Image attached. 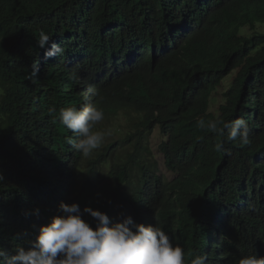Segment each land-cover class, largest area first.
<instances>
[{
  "label": "trees",
  "instance_id": "1",
  "mask_svg": "<svg viewBox=\"0 0 264 264\" xmlns=\"http://www.w3.org/2000/svg\"><path fill=\"white\" fill-rule=\"evenodd\" d=\"M157 1L0 0V247L11 251L23 246L40 225L50 221L61 199L75 200L81 213L86 205L138 210L145 188L162 181L149 144L154 123L164 128L161 132L166 139L159 145L164 164L171 171L173 168L186 174L173 185L175 198L159 202L157 223L173 238L184 239L198 229L204 231L206 219L195 211L197 203L205 204L212 198L214 204H224V199L248 193L235 180L215 186L204 181L201 184L192 176L214 171L226 154L224 149L215 150L222 137L202 131L197 121L217 119L207 112L209 96L236 67L239 71L223 93L218 118L244 119L250 127V142L224 144L233 159L264 149L263 143L251 138L257 122L264 117V0H206L193 16L192 29L178 34L172 53L162 54L152 69L134 70L119 81L102 80L90 97L105 114L97 128L110 130L108 122L120 116L118 111L123 109H130L125 115L128 124L134 125L126 136L117 140L107 137L103 148L89 157L73 149L67 133L60 135L66 129L58 118L51 120L31 109L33 86L40 90L45 112L53 106L58 114L61 107L74 103L70 97L50 101L42 88L53 81L48 71L54 65L50 68L43 63L36 77L31 76L30 51L25 52L29 47L38 48L40 30L53 33L62 18L83 16L80 12L90 9L105 15L102 19L148 28L168 19V8L158 6ZM54 18L56 24L51 22ZM256 112H260L258 118ZM228 145L242 147L245 154ZM193 149L196 154H183ZM27 185L41 187L51 196L32 201L38 205L39 215L31 205L24 210L17 206V196L30 194L28 188L23 191ZM227 202L233 203V199ZM230 205L225 219L234 237L247 232L264 243V210L253 204L248 209ZM124 218L119 215L117 221Z\"/></svg>",
  "mask_w": 264,
  "mask_h": 264
},
{
  "label": "clouds",
  "instance_id": "2",
  "mask_svg": "<svg viewBox=\"0 0 264 264\" xmlns=\"http://www.w3.org/2000/svg\"><path fill=\"white\" fill-rule=\"evenodd\" d=\"M203 2L206 0H158V6L168 8V19L158 20L148 28L128 27L116 23L114 18L102 19L105 15L90 9L80 12L83 16L62 18L53 33L40 30L36 39L38 48L29 47L25 52L27 54L30 51L31 76L36 77L43 63L50 68L54 65V69L48 71L50 76H54L53 81L43 84L42 88L47 90L50 101L70 97L74 103L61 107L58 114L53 106L45 112L40 90L33 86L32 111H40L51 120L58 118L67 130L60 135L67 133L68 143L83 157H89L94 150L103 148L107 137L117 140L128 135L134 125H129L126 118L130 109L119 110L120 116L107 121L110 130L99 129L97 125L104 120L105 114L102 108L91 103L90 97L95 94L96 87L102 80L119 81L134 70H150L162 54L172 53L176 36L192 29L193 16L200 10ZM57 21L54 18L51 22L56 24ZM157 25L161 28L155 29L154 26ZM72 35L75 36L74 39ZM116 45L119 46L115 47ZM234 70L236 74L224 88L217 112L210 111V105L215 99L214 92L222 83L209 96L207 112L210 117L217 119L206 121L201 118L197 121V127L202 131L222 137L215 144V150L220 152L224 149L226 154L222 155L217 169L209 173L194 174L192 177L199 179L201 184L204 181L215 186H219L222 181L235 180L248 193H238L236 197L228 198L233 199V203L224 199V204H214L212 198L205 204L197 203L195 211L199 217L206 219L203 232L198 229L188 238L175 239L157 223L159 202L175 198L173 185L178 182L180 175L186 174L173 168L171 171L164 164L159 151L160 143L166 139L161 132L164 128L154 123L149 144L162 181L145 188L146 195L141 198L138 210H109L102 206L93 208L86 205L81 213L75 200L61 199L55 205L50 221L40 225L37 233L23 246L11 251L0 247V264H264L263 241L247 232H242L235 238L225 219L229 214L230 204L244 205L246 209L253 204L264 210V149L252 152L247 157L231 158L224 142L238 141L240 145H247L250 142V127L241 118L231 121L218 118L219 107L224 103L223 93L236 77L239 67L226 75L228 77ZM257 85L259 88L263 86ZM256 116L258 118L260 112H256ZM155 130H158L157 151L160 159L151 144ZM53 134L54 131L51 132ZM251 138L264 146V117L261 122H257ZM198 141L195 140V143ZM184 144L187 146L190 143ZM232 148L240 155L245 154L242 147ZM187 153L191 156L197 151L193 149L191 152H183L184 155ZM23 187V191L26 192L28 188L30 194L17 196V206L24 210L31 205L37 208L35 214L39 215L38 205L32 201H44L51 196L48 191L35 185ZM207 188L215 192L212 187ZM119 215L126 218L117 221Z\"/></svg>",
  "mask_w": 264,
  "mask_h": 264
},
{
  "label": "rangeland",
  "instance_id": "3",
  "mask_svg": "<svg viewBox=\"0 0 264 264\" xmlns=\"http://www.w3.org/2000/svg\"><path fill=\"white\" fill-rule=\"evenodd\" d=\"M73 31V29H71ZM74 35H72V38L74 39ZM236 70L232 71V73L225 78V80L222 82V84L217 88V90L214 92L215 99L211 102L210 105V111L212 112H217V108L219 104L222 102L221 94L224 90V88L228 85V83L232 80V78L235 76ZM154 136L151 138V144L153 146V150L156 153V156L158 159H160V155L158 154L157 151V144L159 143V137H158V130H155ZM168 179L170 176L167 177Z\"/></svg>",
  "mask_w": 264,
  "mask_h": 264
}]
</instances>
